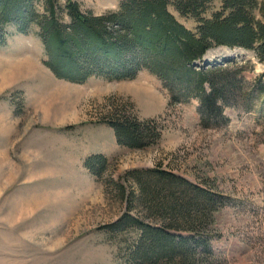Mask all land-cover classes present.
Here are the masks:
<instances>
[{"label":"rangeland","instance_id":"rangeland-1","mask_svg":"<svg viewBox=\"0 0 264 264\" xmlns=\"http://www.w3.org/2000/svg\"><path fill=\"white\" fill-rule=\"evenodd\" d=\"M76 1L95 15L120 5ZM221 4L214 0L206 17ZM169 9L188 28L196 27L195 19ZM7 31L0 46V264H127L126 249L138 232L107 228L128 207L114 182L138 195L137 185L121 178L158 166L224 194L225 204L208 226L212 264H264V63L254 51L209 49L210 65L226 55L221 64L244 70L238 76L242 89L225 108L229 123L214 120L204 127L199 99L169 104L163 82L146 69L132 80L60 79L44 64L38 26L28 34L13 24ZM122 116L155 119L161 139L144 149L119 145L105 121ZM93 154L109 159L99 177L84 166ZM133 207L132 215L149 219L137 200Z\"/></svg>","mask_w":264,"mask_h":264},{"label":"trees","instance_id":"trees-1","mask_svg":"<svg viewBox=\"0 0 264 264\" xmlns=\"http://www.w3.org/2000/svg\"><path fill=\"white\" fill-rule=\"evenodd\" d=\"M213 1L120 0L117 10L95 15L76 0L64 5L60 0H44L43 14L38 0H0V46L7 43L8 25L22 34L36 25L47 56L44 64L58 78L76 83L92 76L132 80L146 69L163 82L169 104L198 98L204 127L214 120L228 124L225 108L242 89L238 76L243 66L197 67L195 63L215 46L254 51L264 63V0H222L220 8L206 17ZM170 5L195 19L196 27L180 22ZM105 123L113 127L117 143L131 149L147 148L162 136L155 119L122 116ZM108 165L103 154H93L84 163L98 177V169ZM121 179H131L139 194L127 193L124 183L114 182L128 207L107 228L112 233L138 232L126 249L127 264H212L213 235L208 226L225 204L221 191L160 166L129 170ZM136 200L147 210L148 220L132 215Z\"/></svg>","mask_w":264,"mask_h":264},{"label":"water","instance_id":"water-1","mask_svg":"<svg viewBox=\"0 0 264 264\" xmlns=\"http://www.w3.org/2000/svg\"><path fill=\"white\" fill-rule=\"evenodd\" d=\"M208 52H209V51H208ZM208 52H207L206 55H205L204 66H209V65H210V62H211L210 58L207 57ZM220 59H221V60H224L225 58H224V57H221ZM221 60H220V61H217V63H220Z\"/></svg>","mask_w":264,"mask_h":264},{"label":"bare ground","instance_id":"bare-ground-1","mask_svg":"<svg viewBox=\"0 0 264 264\" xmlns=\"http://www.w3.org/2000/svg\"><path fill=\"white\" fill-rule=\"evenodd\" d=\"M223 49H226V50H229V48L228 47H224L223 46ZM207 57L208 58H210V60L212 61V58L209 56V55H207ZM222 57H227L226 55H223ZM221 58V57H220ZM20 68H18V70H19ZM14 71L17 73V72H19V71H17L15 68H14Z\"/></svg>","mask_w":264,"mask_h":264}]
</instances>
